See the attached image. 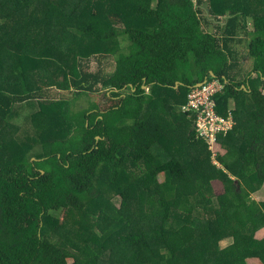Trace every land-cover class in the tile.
Listing matches in <instances>:
<instances>
[{"label": "trees", "instance_id": "1", "mask_svg": "<svg viewBox=\"0 0 264 264\" xmlns=\"http://www.w3.org/2000/svg\"><path fill=\"white\" fill-rule=\"evenodd\" d=\"M0 20V264H264V0H0ZM213 78L220 166L182 111ZM217 214L231 243L195 248Z\"/></svg>", "mask_w": 264, "mask_h": 264}, {"label": "rangeland", "instance_id": "2", "mask_svg": "<svg viewBox=\"0 0 264 264\" xmlns=\"http://www.w3.org/2000/svg\"><path fill=\"white\" fill-rule=\"evenodd\" d=\"M4 20H0V30H4L3 25H4ZM242 52V55L245 54V50L242 49L241 50ZM244 57L247 59L244 60V63L250 67V65H252V59L250 56H248L247 54L244 55ZM64 59V58H63ZM92 65V69H95L96 68V61H93L91 63ZM105 68L108 70V71H111L113 69V62L111 61H106L105 62ZM254 76V75H253ZM54 96H56L58 94V96H60V98L62 97L63 98V95H62V92L59 91V90H54L53 93ZM70 93H65L64 95L65 96H68ZM57 96V97H58ZM38 106V104L36 103V101H26L22 104H18L16 105V111L15 113L12 115V121L13 122H16L21 128H22V133L20 134V131H18V136L21 137V138H26L29 136H31L32 134V126H31V123H30V117H31V114L36 112L37 110L36 107ZM182 115V114H181ZM179 115V119L177 121H175V124H179V121L182 120V116ZM181 117V118H180ZM188 130V128L185 126L184 129H181V132H180V128H178L176 131H175V137L176 138H182V137H186L187 135V132L185 133V131ZM172 130L171 129H168L167 132H166V138L164 139V144L166 146H169V143L170 142V138L171 137H174L172 135ZM178 133H181L178 134ZM185 134V135H184ZM184 135V136H183ZM51 137H55L54 134H48L47 136H41V139L43 140H46V138L48 139H51ZM171 143V142H170ZM182 144V142H181ZM176 151L178 152V149L176 147H173L170 151ZM211 155V159L214 161V162H217L216 160V156H213L212 155V152L210 153ZM8 157V153L6 151H4L3 149L0 150V158H6ZM217 165H219V163L217 162ZM135 171H137V169H135ZM160 179L163 180L164 179V176L163 174H161L160 176ZM252 198H254L256 201L262 203L264 202V184L259 188L258 191L252 193ZM118 202L119 200L115 199L114 203L116 205H118ZM214 208H218V206L215 204ZM219 217V214L215 215V216H212L211 219H212V226L214 228V232H213V238L210 240L211 236L209 233H202L200 232L199 233V237L197 238L196 240V245H195V248H200L202 249V247H209V245H212L214 243V241L216 240L217 241V245L220 247V248H223V247H226L228 244L231 243L232 239L226 235L227 233L221 228V225H220V222H216V219ZM256 238L257 239H262L264 240V228H261L259 229L257 232H256ZM71 262V261H70ZM245 264H261V262H259L258 259H247L245 261Z\"/></svg>", "mask_w": 264, "mask_h": 264}, {"label": "built area", "instance_id": "3", "mask_svg": "<svg viewBox=\"0 0 264 264\" xmlns=\"http://www.w3.org/2000/svg\"><path fill=\"white\" fill-rule=\"evenodd\" d=\"M223 84L217 79L205 80L195 85L187 94L182 111L194 116L193 127L196 136L203 140L213 156L216 155L215 145L220 135L225 136L233 128L235 121L231 112L227 116L216 110L215 95L222 90Z\"/></svg>", "mask_w": 264, "mask_h": 264}, {"label": "water", "instance_id": "4", "mask_svg": "<svg viewBox=\"0 0 264 264\" xmlns=\"http://www.w3.org/2000/svg\"><path fill=\"white\" fill-rule=\"evenodd\" d=\"M204 81H205V80H204ZM204 81H203V82H204ZM201 83H202V82H200V83H198V84H201ZM177 84H178V83H177Z\"/></svg>", "mask_w": 264, "mask_h": 264}]
</instances>
